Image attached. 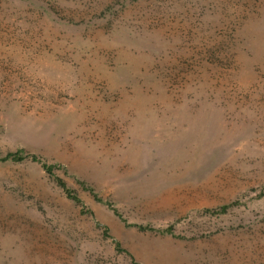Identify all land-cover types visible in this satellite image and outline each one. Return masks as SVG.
Here are the masks:
<instances>
[{"label": "rangeland", "instance_id": "rangeland-1", "mask_svg": "<svg viewBox=\"0 0 264 264\" xmlns=\"http://www.w3.org/2000/svg\"><path fill=\"white\" fill-rule=\"evenodd\" d=\"M20 149L0 264H264V0H0Z\"/></svg>", "mask_w": 264, "mask_h": 264}, {"label": "trees", "instance_id": "trees-1", "mask_svg": "<svg viewBox=\"0 0 264 264\" xmlns=\"http://www.w3.org/2000/svg\"><path fill=\"white\" fill-rule=\"evenodd\" d=\"M40 7V6H39ZM27 158H30L31 160H34V161H40V158L34 154V153H28L26 152L25 150H17V151H10V152H7L5 153L4 155L1 154L0 152V160H3V161H23ZM41 162V165L43 167V169L51 176H53V179L55 181V183L65 192L66 196L71 199L74 203H76L77 205H82V201L81 199L79 198V196L74 193L72 191L71 188H69L66 183L63 181V179H61L60 177L56 176L54 171H53V167L54 165L52 164H47L46 162ZM89 191H91V193H93L95 199H97L98 201L101 200V198H99L96 193L94 192V190L90 187H87L85 186ZM230 206V203L229 204H224L222 206H220V208L218 209L219 212H224L226 211V209ZM140 229H143L146 227L145 226H138ZM150 229H153V228H150ZM159 233H171L172 234V228L170 226L166 227V228H163V229H158L157 230ZM115 244V248L116 249H119L120 245H119V242L115 241L114 242Z\"/></svg>", "mask_w": 264, "mask_h": 264}]
</instances>
